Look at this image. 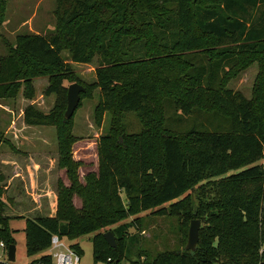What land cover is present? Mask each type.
Returning a JSON list of instances; mask_svg holds the SVG:
<instances>
[{
  "label": "trees",
  "instance_id": "16d2710c",
  "mask_svg": "<svg viewBox=\"0 0 264 264\" xmlns=\"http://www.w3.org/2000/svg\"><path fill=\"white\" fill-rule=\"evenodd\" d=\"M56 13L55 33L21 34L0 59V99H15L22 88L32 98V79L49 76L45 95H56L55 107L44 112L30 104L24 122L56 128L60 163L71 179L68 188L61 187L55 215L25 217L27 254L51 248L54 235L74 240L95 233V264H122L131 257L132 244L135 249L139 243L128 228L141 226L113 225L151 209L159 215L183 213L205 225L195 251L165 250L144 264H264V0H57ZM198 41L220 49L208 56L184 55L180 75L169 78L165 72L174 63L172 55ZM64 49L78 63L100 56L92 85L100 88L96 113L99 123L108 111L115 117L111 133L97 142L98 173L89 174L85 184L70 155L76 111L65 117ZM247 54L261 64L251 98L228 87L251 63H242ZM203 93H209L210 102L198 104ZM165 98L173 99L182 114L211 113L225 122L213 129L193 126L186 146L165 133L156 162L138 149L146 133L128 134L123 119L134 113L153 124L155 101ZM75 193L83 198L80 209L72 202ZM8 207L0 194V242L7 250L16 244ZM108 231L116 236L115 248L104 236ZM70 248L82 251L78 243ZM137 255L149 257L140 248ZM29 264H53V257L43 254Z\"/></svg>",
  "mask_w": 264,
  "mask_h": 264
},
{
  "label": "rangeland",
  "instance_id": "374dc122",
  "mask_svg": "<svg viewBox=\"0 0 264 264\" xmlns=\"http://www.w3.org/2000/svg\"><path fill=\"white\" fill-rule=\"evenodd\" d=\"M56 11L57 0H0V59L9 52L10 47L16 45L17 37L21 34L55 33L58 24ZM65 29L70 37L71 32L68 28ZM219 47L206 46L201 41L194 42L193 45H185L184 49L172 55L174 63L165 73L170 74L169 78L172 74L179 76L180 62L186 59L184 55L197 52L207 54L206 52L220 49ZM62 57L64 63L68 65V70H65L64 85L68 88L72 83H80L85 89L88 87L90 90L87 95L82 94L84 97L82 96L80 105L76 109L73 120L75 139L70 150L72 158L79 163L76 166L79 181L85 184L89 174L98 173L97 142L101 136L111 133L115 117L108 111L99 123L96 113L100 88L92 85L96 82L95 70L100 65V56L97 55L91 63H78L73 61L70 50L64 49ZM255 58L253 54L242 55V63L250 60L251 63L228 84V87L241 91L248 98L255 93L253 92L255 80L261 71L260 61ZM32 80L35 91L32 98L28 97L25 89L22 88L17 98L0 99V194L2 200L8 202L9 208L6 209V214L14 217L10 227L16 238L17 247L16 261L11 264H29L36 258L26 252L25 217L55 215L58 211L61 187L68 188L71 185L68 167L60 163L56 128L29 126L24 122L23 113L28 105L33 104L38 109L49 112L55 107L57 100L56 95H45L50 83L49 76L43 75ZM210 98L209 93H203L198 104H207ZM153 99L155 100L154 96ZM159 100L155 101L159 106L155 123L146 124L134 113L127 114L123 119L128 134L146 133V141L138 143V149L146 150L149 157L156 162L161 155V136L165 133L178 136L185 145L191 141L187 133L193 126L200 127L203 124L213 129L225 122L222 117L211 113L191 111L182 114L176 109L173 99L165 98L161 102ZM260 162H264V159ZM122 195L126 197L124 192ZM16 200L21 205L20 208H14ZM72 202L76 209H80L83 198L75 193ZM153 211L151 209L141 211L113 225V228L132 223L141 226L140 229L128 228L129 234L138 238L139 243L134 242L137 243L135 249L132 244L131 257L122 264H144L162 251L182 250L186 246L191 220L185 219L183 213L180 216L159 215ZM204 225L205 223L202 222V227ZM94 235L95 233H89L74 240L62 239L67 247H71L73 243L80 245L82 251L79 253L81 258L79 264H95ZM138 248L149 257H138ZM56 250L52 247L50 251L53 264H55ZM7 253L8 250L0 246V261L9 263ZM97 264L105 263L97 262Z\"/></svg>",
  "mask_w": 264,
  "mask_h": 264
},
{
  "label": "water",
  "instance_id": "95a60500",
  "mask_svg": "<svg viewBox=\"0 0 264 264\" xmlns=\"http://www.w3.org/2000/svg\"><path fill=\"white\" fill-rule=\"evenodd\" d=\"M85 87L80 83H72L68 87L67 91V108L65 111V117L67 119L72 118L76 109L78 108L81 102V95L85 92ZM201 220L193 219L191 221L188 233V241L186 244V249L195 251L199 240H200V228H201ZM107 242L111 247H117V239L115 234L112 231H108L104 234ZM8 261L9 263H13L16 261L17 247L16 244H10L8 246Z\"/></svg>",
  "mask_w": 264,
  "mask_h": 264
},
{
  "label": "built area",
  "instance_id": "2783aa9c",
  "mask_svg": "<svg viewBox=\"0 0 264 264\" xmlns=\"http://www.w3.org/2000/svg\"><path fill=\"white\" fill-rule=\"evenodd\" d=\"M0 246L5 248L4 242H0ZM52 247L56 248L55 264H79L80 256L70 247H67L65 241L58 235L52 237Z\"/></svg>",
  "mask_w": 264,
  "mask_h": 264
},
{
  "label": "crops",
  "instance_id": "0c3cea01",
  "mask_svg": "<svg viewBox=\"0 0 264 264\" xmlns=\"http://www.w3.org/2000/svg\"><path fill=\"white\" fill-rule=\"evenodd\" d=\"M20 204L18 203V200H16V202H15V205H14V208H20ZM9 208V207H8ZM3 248V247H2ZM52 248V247H51ZM51 248H49V249H47L46 251H44V252H42V253H40V254H38V255H36L35 257L36 258H38V257H40L41 255H43V254H50V251H51ZM17 255V254H16Z\"/></svg>",
  "mask_w": 264,
  "mask_h": 264
}]
</instances>
